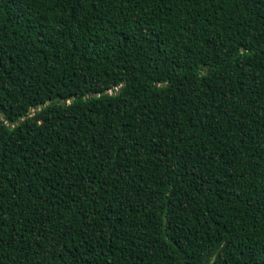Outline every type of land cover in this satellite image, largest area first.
Listing matches in <instances>:
<instances>
[{
	"label": "trees",
	"instance_id": "16d2710c",
	"mask_svg": "<svg viewBox=\"0 0 264 264\" xmlns=\"http://www.w3.org/2000/svg\"><path fill=\"white\" fill-rule=\"evenodd\" d=\"M0 264H264V0H0Z\"/></svg>",
	"mask_w": 264,
	"mask_h": 264
},
{
	"label": "water",
	"instance_id": "95a60500",
	"mask_svg": "<svg viewBox=\"0 0 264 264\" xmlns=\"http://www.w3.org/2000/svg\"><path fill=\"white\" fill-rule=\"evenodd\" d=\"M72 102H73V100H70V101H69V103H72ZM48 103H49V102H48Z\"/></svg>",
	"mask_w": 264,
	"mask_h": 264
}]
</instances>
